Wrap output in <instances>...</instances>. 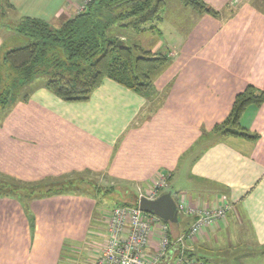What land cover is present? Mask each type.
Wrapping results in <instances>:
<instances>
[{
    "label": "crops",
    "instance_id": "0c3cea01",
    "mask_svg": "<svg viewBox=\"0 0 264 264\" xmlns=\"http://www.w3.org/2000/svg\"><path fill=\"white\" fill-rule=\"evenodd\" d=\"M83 1L5 0L12 6L5 16L58 28L80 14ZM203 1L219 16L166 1L156 33L165 40L150 51L171 60L148 96L106 79L88 101L66 102L42 82L27 102L16 101L9 111L0 106V180L28 187L0 194V264L93 263L98 255L90 247L108 237L94 230L95 198L116 187L103 178L146 193L161 177L168 179L164 194L177 204L196 211L230 207L195 237L192 258L264 264V104L249 107L241 120L257 141L213 133L238 94L249 86L264 91V0ZM4 43L0 36L1 58L17 45L5 49ZM70 180L78 190L45 193ZM38 189L42 199L27 206L18 200ZM195 220L179 214L170 224L172 239ZM149 247L150 255L158 251V231Z\"/></svg>",
    "mask_w": 264,
    "mask_h": 264
},
{
    "label": "trees",
    "instance_id": "16d2710c",
    "mask_svg": "<svg viewBox=\"0 0 264 264\" xmlns=\"http://www.w3.org/2000/svg\"><path fill=\"white\" fill-rule=\"evenodd\" d=\"M180 2L197 13L219 16L203 0ZM2 3L0 0V19L4 18L8 7L12 8ZM166 5V0H93L84 12L64 20L58 28L40 19L26 18L18 26L17 32L29 39L28 44L6 51L0 62V106L5 107L14 101L13 94L18 87L28 85L42 76L45 77L46 89L66 102L88 101L106 79L148 96L153 91L155 77L168 67L170 59L165 54L130 45L127 39L130 41V32L160 34L159 25L163 21ZM119 42L123 44L119 45ZM135 52L141 53V56L135 58ZM28 100L29 95L21 99L23 102ZM262 104L264 91L254 86L247 87L237 95L229 117L217 125L213 133L225 139L238 137L257 141L259 135L244 129L241 120L249 107ZM17 184L14 185L11 179H1L0 194L10 195L28 189L27 185ZM60 184L57 189L45 193L61 192L65 188L78 190V184L73 180L60 181ZM122 189L124 196H132L130 201L133 204L129 206H138L136 192L127 187ZM113 191H117L114 186L98 191L99 195L95 199L99 216L109 207L102 202V197H110ZM36 193L27 191L18 200L27 206L43 198L39 195V189ZM122 206L128 205L114 208ZM188 256L192 257L190 253Z\"/></svg>",
    "mask_w": 264,
    "mask_h": 264
},
{
    "label": "built area",
    "instance_id": "2783aa9c",
    "mask_svg": "<svg viewBox=\"0 0 264 264\" xmlns=\"http://www.w3.org/2000/svg\"><path fill=\"white\" fill-rule=\"evenodd\" d=\"M92 1L84 0L80 13ZM167 188L168 179L161 177L148 192L140 194L139 201L142 198L157 200ZM177 209L179 214L196 215V220L187 231L172 239L170 224L144 213L139 205L114 208L107 226L106 246L94 264H201L188 256L190 244L204 227L224 219L230 207L196 211L181 203L177 204ZM156 231L160 236V247L150 255V240Z\"/></svg>",
    "mask_w": 264,
    "mask_h": 264
},
{
    "label": "rangeland",
    "instance_id": "374dc122",
    "mask_svg": "<svg viewBox=\"0 0 264 264\" xmlns=\"http://www.w3.org/2000/svg\"><path fill=\"white\" fill-rule=\"evenodd\" d=\"M166 1H168V0H166ZM172 1H173L172 2L173 4H175V2H177V0H172ZM4 4H5V0L2 3V5L4 6ZM170 7L172 8L173 5L167 7L166 15H168V13L171 11L169 13V15H168V16L171 17L172 16V11H174L175 9L174 8L170 9ZM183 7H185V6H183ZM186 8H188V7H186ZM189 9L192 10L191 8H189ZM7 11L9 12V10L7 9L6 12H5V15H6ZM192 11H194V10H192ZM19 16L20 15H10L8 17L4 16V18L0 19V36L4 39V42H5L4 43L5 44L4 48L5 49H10V47H12L11 45H13L14 43H17V45L14 46L16 48V47L25 46L29 42L28 38H26L25 36L18 35V33L15 30L25 20V19L22 20V21L17 20L16 18H19ZM164 26H165V29H166L167 28L166 23H165ZM164 26H163V28H164ZM164 31L167 32V30H164ZM129 36L131 38H130V41L127 39V42L130 45H138L143 50H147V51H150L151 49H155L158 46V44H160L161 42H163L165 40V39L159 40V38H158L156 33H150V32H145V33H140V34H133V33L130 32ZM6 51L7 50H5V52ZM165 55H167V54H165ZM139 56H141V53L135 52L134 57L137 58ZM168 58L171 60L170 57H168ZM0 62H2V58L1 57H0ZM44 81H45V77L42 76V77L36 78L34 81H32L28 85L18 87L16 89V92L13 94L14 101L12 100L9 104H7L5 106L6 111H9L11 109V107L16 102V100L19 101V100L23 99L25 96L30 95L32 93V91L35 89V87L41 85V83L44 82ZM0 93H1V91H0ZM102 183L105 186H108L109 183H113L117 187V191L116 192H114V191L111 192L110 197L108 196L109 198L108 197L107 198L102 197V199H101L102 202H105L106 205L109 206L108 209L106 210L105 214H104L106 216L103 218L102 217L103 214H100V216H98L99 218H95L96 224H94V226H95L94 230L99 232L100 234H102V236L105 235V237H106V235L108 236V232H107L108 222H109L110 217L112 215L111 213H112V210H113L114 206H118V205H122V204H127L129 206L130 204H133V203H132V201H130L132 196L131 197L124 196L123 192H121V190H123V189H122V187H120V185L118 183L109 182L105 178H103ZM111 186L112 185L110 184L109 187H111ZM134 189H136V188H134ZM135 192H136V194L138 196V202H139V198H140L139 195L141 193L140 192L137 193L138 192L137 189H136ZM121 196L122 197L124 196V198H121ZM180 219H181V217H180ZM105 240L106 239L103 238V237H101V239H95L96 243H94L92 245V248L90 247L89 250H95L97 252L96 254L99 257L101 255L103 249L106 246ZM92 256H93V254H92ZM97 258H96V260H97ZM93 260H95V259H93ZM95 261H93V263H89V264H94Z\"/></svg>",
    "mask_w": 264,
    "mask_h": 264
},
{
    "label": "water",
    "instance_id": "95a60500",
    "mask_svg": "<svg viewBox=\"0 0 264 264\" xmlns=\"http://www.w3.org/2000/svg\"><path fill=\"white\" fill-rule=\"evenodd\" d=\"M122 44L119 42V45ZM138 205L144 213L155 215L166 223L177 224L179 221L177 203L171 193L163 194L154 201L142 198Z\"/></svg>",
    "mask_w": 264,
    "mask_h": 264
}]
</instances>
